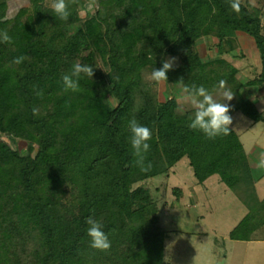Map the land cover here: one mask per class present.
Here are the masks:
<instances>
[{"label": "trees", "instance_id": "obj_1", "mask_svg": "<svg viewBox=\"0 0 264 264\" xmlns=\"http://www.w3.org/2000/svg\"><path fill=\"white\" fill-rule=\"evenodd\" d=\"M87 1L69 0L70 15L61 20L45 0H29L6 17L8 0H0V32L11 37L0 43V264H129L135 257V264H190L166 257L158 204L134 184L184 156L197 163L209 138L188 127L194 108L180 113L173 96L159 100L150 73L174 57L168 82L203 85L221 102L219 93L230 90L234 98L223 101L230 114L240 109L263 119L241 88L264 86V6L241 0L237 13L230 0H94L97 8L82 18ZM238 31L253 39L260 58L253 78L229 71L226 55H243ZM210 35L219 39L210 45L215 59L198 47ZM98 59L108 70L96 74L107 76L115 106L86 75L79 91L64 89L61 77L74 64L94 67ZM132 118L152 132L146 172L129 143ZM20 139L28 151L19 150ZM89 216L103 225L107 252L89 246ZM237 229L231 238H242Z\"/></svg>", "mask_w": 264, "mask_h": 264}, {"label": "rangeland", "instance_id": "obj_2", "mask_svg": "<svg viewBox=\"0 0 264 264\" xmlns=\"http://www.w3.org/2000/svg\"><path fill=\"white\" fill-rule=\"evenodd\" d=\"M251 1L264 6V0ZM44 3L52 7L53 0H45ZM27 5L29 0H8L6 17L13 16L19 8ZM97 6V3L93 2L89 5L87 1L85 7L79 10L80 17L85 18L87 10L94 11ZM218 40V37L214 35L204 36L198 40V47L203 58L215 59L220 56L216 53L215 47L210 46L211 42L217 43ZM238 40L243 55L242 58L236 59L230 54L226 55L232 63L229 71L233 74L238 73L240 77L253 78L261 69L253 39L238 31ZM93 66L94 74L92 78L86 76V81L93 87L103 85L105 99L111 106H115L117 100L107 87V76L96 74L97 71L107 72L108 68L100 59ZM157 88L160 101L172 96L177 100L178 112L184 113L194 108L182 83L163 81L157 83ZM241 92L244 93L245 98L249 99L252 94L260 96L259 102L250 100L262 111L264 86L244 85ZM248 117L240 109L232 115L230 127L235 129L234 135H237V131L238 136H249L253 132L252 129L256 134L264 135L263 123H257L249 128ZM229 135L231 139L232 134L229 133ZM225 137L227 135L223 136V139ZM235 138L231 140L238 144V137ZM218 140L208 139L206 152L197 163L191 165L190 159L184 156L168 168L167 172L140 180L134 186L140 184L147 187L152 199L158 204L159 223L165 229V254L170 261L190 264H264V248L261 249V246L253 243L254 241L245 244L230 237L231 231L235 228H238V233L249 230L248 206L241 195L243 192L252 191V188H242L241 174L238 177L233 176L230 180H222L218 161L230 142ZM62 144L58 143L57 146L61 148ZM18 148L22 152L28 151L27 143L21 139L18 141ZM176 187L180 188V192H175ZM260 232H262L261 228L257 233ZM131 260L129 264H135L132 262L138 263L139 258L135 257Z\"/></svg>", "mask_w": 264, "mask_h": 264}, {"label": "clouds", "instance_id": "obj_3", "mask_svg": "<svg viewBox=\"0 0 264 264\" xmlns=\"http://www.w3.org/2000/svg\"><path fill=\"white\" fill-rule=\"evenodd\" d=\"M76 0H71L75 3ZM94 0H88L91 5ZM230 6L233 11L239 13L241 10V0H230ZM69 0H53L52 10L61 20H67L69 13ZM11 37L6 31L0 32V43H10ZM22 57H17L14 63H21ZM175 58H169L162 62V66L158 69H152L150 79L159 83L167 81V72L172 70ZM90 65H82L76 63L72 66L69 73H65L61 79L65 91H79V80L81 75H86L92 78L94 72ZM223 88V82H221ZM188 99L194 107V115L190 118L188 127L193 130L201 131L207 138L214 139L218 136H226L230 133V125L232 124V116L230 115L231 105L223 101H231L234 98V93L224 89L219 94L222 97V102L214 98L213 94L208 91L203 85H192L186 88ZM39 94V93H38ZM35 113V110H33ZM130 131L129 143L132 149V154L136 158L135 163L143 172L151 169V163L146 162L147 153L150 151L151 145L149 141L152 139V132L149 127L141 125L135 118L128 122ZM264 163V162H262ZM89 226L87 235L90 237L89 246L98 251L107 252L111 247V241L108 235L103 231V225L89 216L85 220Z\"/></svg>", "mask_w": 264, "mask_h": 264}, {"label": "crops", "instance_id": "obj_4", "mask_svg": "<svg viewBox=\"0 0 264 264\" xmlns=\"http://www.w3.org/2000/svg\"><path fill=\"white\" fill-rule=\"evenodd\" d=\"M246 78V77H245ZM247 79V78H246ZM243 92V91H242ZM244 94V93H243ZM256 97V98H252ZM250 99L259 102L260 96L252 94ZM259 110V107H257ZM264 111V107L262 108ZM236 113V111L234 112ZM230 114L231 116L234 114ZM264 113V112H263ZM246 117H248L246 115ZM249 128L257 123L264 125V118L260 121L253 120L248 117ZM234 131L235 129L231 127ZM264 128V127H263ZM249 136L232 135L231 139L238 140V144L234 143L230 139V135L223 139V136L218 141H229V147L221 155L219 159V173L222 180H228L232 176H242V188H252V191L241 195L244 198V202L248 206L249 216V230L241 233V239H235L242 241L245 244L253 243L258 244L261 249L264 248V135L256 134L255 130ZM225 142V144L227 143ZM224 143L222 144V146ZM228 146V145H227ZM248 190V189H247ZM261 228L262 232L257 233ZM244 233V234H243ZM233 239V238H232ZM257 245V246H258ZM260 249V248H259ZM264 253V249H263Z\"/></svg>", "mask_w": 264, "mask_h": 264}]
</instances>
